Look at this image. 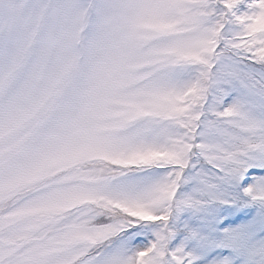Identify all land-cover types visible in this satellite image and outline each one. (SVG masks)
I'll list each match as a JSON object with an SVG mask.
<instances>
[{
    "label": "snow or ice",
    "instance_id": "obj_1",
    "mask_svg": "<svg viewBox=\"0 0 264 264\" xmlns=\"http://www.w3.org/2000/svg\"><path fill=\"white\" fill-rule=\"evenodd\" d=\"M0 264H264V0H0Z\"/></svg>",
    "mask_w": 264,
    "mask_h": 264
}]
</instances>
